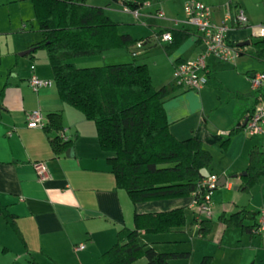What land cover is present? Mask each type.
Instances as JSON below:
<instances>
[{"label": "crops", "instance_id": "crops-1", "mask_svg": "<svg viewBox=\"0 0 264 264\" xmlns=\"http://www.w3.org/2000/svg\"><path fill=\"white\" fill-rule=\"evenodd\" d=\"M114 1L116 0H87V3L104 7L106 14L118 24L120 34H129L134 39L143 41L142 47L135 44L129 48L132 58L126 62L147 64L156 88L174 80L177 64L194 59L203 52L204 46L195 29L190 25L176 23L186 18L184 9L187 0H181L182 14L170 13L167 16L160 7L161 0H153L150 5L139 8L138 16L123 9L130 15L127 19L118 18V9L111 5ZM118 1L123 6L122 0ZM200 1L213 8V19L216 22L223 20L229 8L233 13L238 8L244 10L248 19L246 25L239 26L232 22L226 31L227 39L231 42L239 43L254 37L257 28L264 27V0ZM158 10L165 12L163 17L157 15ZM151 18L161 20L153 25L146 22L152 26L154 38L138 37L133 22ZM164 28L187 30L192 34L173 53L167 54L163 50L165 59L162 63L155 61L152 65L154 69L145 60L137 62V59L145 58L149 48L156 43H159L162 49L168 44L159 34ZM13 30L24 32L21 34L24 39L15 47L2 41V38ZM41 40L42 33L39 31L31 0H0V76L5 69L13 72V80H4L3 77L0 80V89L7 84L0 105V201L8 205L10 211L16 215L17 224L26 242L25 246L5 219L0 218V264H29L32 259L40 264H104L102 255L116 243L120 229L134 227L136 213L185 207L187 217L190 211L194 219L196 215L191 208L192 196L133 203L124 189L116 187L115 177L108 163V158L114 154L101 148L95 123L86 119L79 110L63 102L56 86L42 88L37 92L31 90L29 78L32 65L35 66L34 71L39 77L53 79L45 50V53L36 52L33 57L30 53L20 55ZM86 58L95 56L76 58L72 62L77 65L76 60H90ZM208 62L210 71L223 83L225 89H216L210 84L199 91L178 89L164 103L170 130L178 139L195 137L203 141L214 155L213 175L218 176L220 173L221 176L227 177L224 186L226 192H246L241 189V177L248 167V152L253 146L262 147L261 144L244 131L232 138L227 150L220 147V142L237 123L242 121L245 125L250 114L248 109L253 104L252 99L228 100L229 93H254L257 88L251 75L260 71L253 70L247 75L252 87L243 90L230 86L231 80L235 81L239 77L243 79L235 72L234 75L226 72L233 68V64L215 58H209ZM27 64L30 65L28 68ZM35 109H40L46 119L51 112H61L64 127L62 131L67 141L73 143L64 153L56 155L52 150L50 138L56 133L48 134L44 128L27 126V113ZM9 132L12 134L9 135ZM218 159L221 161L219 164ZM37 161L47 163L46 179L42 180L38 176L33 165ZM249 192L252 197L248 203L224 201L220 215H230L246 208L257 214L255 223H258L259 211L264 208V204L254 210L251 200L256 192L264 198V177L261 183ZM252 223L254 221H246L248 225ZM220 224L223 226V234L219 243L223 244L228 230H239L241 241L245 234H248L253 249L261 250L255 244L256 236L262 234H250L240 228H227L222 222ZM195 228L196 232L189 228L188 218L185 227L169 233H143L140 241L161 252H190L179 250L177 247L187 243L188 237H201L199 225L195 224ZM81 244L84 247L77 249ZM207 255V252H203L200 259ZM192 256L190 252L189 258L174 259L171 263L179 264L184 260L186 264H192ZM212 257L214 259V256ZM146 263L147 260L142 258L134 264Z\"/></svg>", "mask_w": 264, "mask_h": 264}, {"label": "trees", "instance_id": "trees-1", "mask_svg": "<svg viewBox=\"0 0 264 264\" xmlns=\"http://www.w3.org/2000/svg\"><path fill=\"white\" fill-rule=\"evenodd\" d=\"M153 0H122L132 9H139ZM42 40L33 44L30 56L43 49L47 52L53 73L54 85L60 99L79 110L86 119L95 123L100 146L114 155L108 158L115 177L116 187L124 189L133 203L152 200L184 198L198 192L204 180L202 169L213 175V153L203 141L195 137L178 139L170 130L164 103L180 87L173 80L156 88L147 64L135 61L91 67H78L72 60L80 57L99 56L106 51L130 48L137 44L129 34H120L118 24L113 21L102 6L89 5L87 0H31ZM170 31L173 40L165 44L167 54L173 53L189 36L187 30L164 28L162 35ZM250 49L241 47L240 55L250 54L262 65L264 72V37H250ZM208 84L216 89H225L213 72L208 74ZM7 84L0 89L2 104ZM252 99L250 114L255 107L264 103V87L254 93L230 92L228 100ZM46 133H56L50 138V145L56 155L72 146V141L63 140L61 112L47 115ZM241 121L231 128L220 142L227 150L232 138L244 130ZM248 167L241 177L243 191L249 192L264 177V148L253 146L248 152ZM257 214L242 208L218 220L227 228H240L254 234ZM0 218L12 227L25 244L17 224V217L8 205L0 201ZM246 221H254L246 224ZM185 207L168 211L136 213L134 227H124L117 233L116 243L102 255L104 264H134L145 258L146 264H172L174 259H187L190 252H161L140 241L141 234L169 233L187 225ZM192 224L199 225V234L207 238L214 221L195 218ZM213 257L204 256L199 264H212ZM29 264H40L32 259Z\"/></svg>", "mask_w": 264, "mask_h": 264}, {"label": "built area", "instance_id": "built-area-1", "mask_svg": "<svg viewBox=\"0 0 264 264\" xmlns=\"http://www.w3.org/2000/svg\"><path fill=\"white\" fill-rule=\"evenodd\" d=\"M144 5H150V1ZM123 9L127 12H133L136 16L139 15V9H132L125 4H123ZM184 10L186 18L183 21H176V23L193 27L204 46V50L198 57L176 65L174 81L181 89L199 91L208 84V74L210 72L209 58L234 64L240 56L242 48L234 45L233 42L227 39L226 31L229 29L230 23L233 22L235 25L244 26L248 19L243 9L238 8L233 13L229 8L223 20L216 22L213 19V8L200 0H188ZM157 15L163 17L164 13L162 10H158ZM254 37H264L263 26L257 28ZM161 39L166 42H172V33L170 31L164 32L161 35ZM143 44V41L137 43L138 47H142ZM34 69L35 66L32 65V74L29 78V85L32 90L37 92L42 88L52 87L54 85L53 79L39 77ZM253 83L256 88L263 86L264 72L255 74ZM46 124L47 119L40 109H35L27 113L28 127L44 128ZM243 131L250 137L257 136L264 139V103L258 104L253 113L249 114ZM8 134L11 135L12 132ZM59 134L63 140H68L63 131ZM33 165L40 179H46L48 176L47 163L45 161H37ZM218 179L216 175H210L204 178L199 184L200 189L198 192L192 195L193 202L191 203V208L195 211L194 213L197 218L212 219V192L217 188ZM254 232L264 235V208L259 211V221ZM83 247L84 245L81 244L77 249Z\"/></svg>", "mask_w": 264, "mask_h": 264}, {"label": "rangeland", "instance_id": "rangeland-1", "mask_svg": "<svg viewBox=\"0 0 264 264\" xmlns=\"http://www.w3.org/2000/svg\"><path fill=\"white\" fill-rule=\"evenodd\" d=\"M111 5H113L116 9H118L116 13L117 16H119L118 18L127 19L128 16L130 17L129 14L123 11V6L121 2L114 1L112 2ZM160 7L164 9L162 10L167 13V16H169L170 13L182 14L180 13L181 12L180 10H182L181 0H161ZM146 22H149L150 24L153 25V24H158L159 22H161V20L157 18H151L149 20L143 19L142 21L135 20V22H133V24L135 25L134 31L138 37L150 36L151 38H154V30L152 26L147 25ZM23 33L24 32L20 30L17 31L13 30L7 36L3 37L2 41L7 42L8 44H12L13 47H15L16 44L20 43L24 39L23 36L21 35ZM249 49L250 48L248 47L247 50ZM149 50L150 51L148 52V54L145 55V58L143 59L139 58L137 59V62H141L145 60L146 62H148L150 66H152L155 61H157L158 63H162L164 61L165 54L163 53V50H165V48L162 49L159 43H156L155 45L151 46ZM39 51L45 53L43 49H40L37 52ZM19 53L20 52H18V54ZM131 58L132 55L129 51V48H120V49L108 50L105 52V54L99 55L97 57L95 56V58H86L90 60H81L82 62L76 60V62H78L77 63L78 67H91V66H101L108 64H118L123 61L126 62ZM29 64H27L26 66L27 68L28 66H30ZM231 67L233 68L228 69L226 72L233 73V75L235 72L241 75L243 79L239 77L235 81L231 80L232 84H230V86L240 87L243 90H247L248 88L251 89L252 87V84L248 80L249 78L247 77V75H250L251 72H253V70H257L261 72L263 65L258 60H256L254 57H252L250 54L247 53L244 55H240ZM151 68L154 69L153 66ZM12 75L13 72H10L9 69H5L3 71L2 76H0V80L2 77L4 80H13ZM262 87H264V84ZM53 88H55V85H53ZM253 138L256 142L261 144L262 148H264L263 138L260 137H253ZM219 162L221 161L218 159L217 163L219 164ZM218 174H219L218 176H221L220 173ZM226 191H227L226 188L223 186V187H217L212 192V202H213L212 218L215 223L213 230L211 232L212 234L209 235L207 238H202V237L192 238V236L188 237L187 240L188 242L183 243L177 248L179 250L192 252L193 254L191 259V262H193L192 264L200 263L201 260L200 258L203 252H207L209 255L214 256L213 259L214 261L212 264H264V235L256 236L257 243L255 244V246H257L258 248L260 247L261 250L259 251L253 249L251 237L248 234H245V237L241 241V237H240L241 234L239 230H228V233L223 241V244L219 243L220 240L222 239L221 237L223 234V226L222 224H220V221L218 220V216L220 215L221 209H223L224 207L225 203L223 202L230 200V201H236L238 203L241 202L240 204H244V203H248V201H250L249 199H251L252 197L251 192H242V191L237 192L236 190H232L231 192L228 193ZM254 196L255 197L251 200V203H252V207L255 210L259 207L261 208V206L264 204V198L260 193L257 192L254 193ZM227 213L229 214V211ZM188 218H189V228L196 232L195 224L190 223L192 218V214L190 211H188ZM181 263L186 264V261L183 260L179 262V264Z\"/></svg>", "mask_w": 264, "mask_h": 264}, {"label": "water", "instance_id": "water-1", "mask_svg": "<svg viewBox=\"0 0 264 264\" xmlns=\"http://www.w3.org/2000/svg\"><path fill=\"white\" fill-rule=\"evenodd\" d=\"M116 1H118V0H116ZM250 43H251V40L250 39H247V40H244V41L239 42L238 44H239V46H249ZM31 50L32 49H28L27 51H24V52L20 53V55L23 56V55L29 54L31 52ZM251 76L254 77L255 74H252ZM245 123H246V121H245ZM201 173L203 174V176L205 178H207V177L210 176V172L207 169H205V168L201 170ZM243 175H245V173H243ZM226 181H227V177L225 175L221 176L218 179L217 187H223V186H225Z\"/></svg>", "mask_w": 264, "mask_h": 264}]
</instances>
